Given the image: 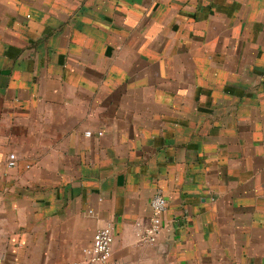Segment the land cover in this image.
Masks as SVG:
<instances>
[{
  "label": "crops",
  "instance_id": "crops-1",
  "mask_svg": "<svg viewBox=\"0 0 264 264\" xmlns=\"http://www.w3.org/2000/svg\"><path fill=\"white\" fill-rule=\"evenodd\" d=\"M107 222L116 264H264V0H0V264Z\"/></svg>",
  "mask_w": 264,
  "mask_h": 264
},
{
  "label": "built area",
  "instance_id": "built-area-1",
  "mask_svg": "<svg viewBox=\"0 0 264 264\" xmlns=\"http://www.w3.org/2000/svg\"><path fill=\"white\" fill-rule=\"evenodd\" d=\"M91 131H85L90 136ZM97 135H102L101 131ZM16 164L14 154H9L7 166ZM166 200L160 190H156L150 200L151 214L144 231L140 234V241L154 243L163 229V218L166 212ZM91 213V211H89ZM113 241V225L107 222L104 226L95 230L91 242L81 249L84 264H116L111 261Z\"/></svg>",
  "mask_w": 264,
  "mask_h": 264
}]
</instances>
